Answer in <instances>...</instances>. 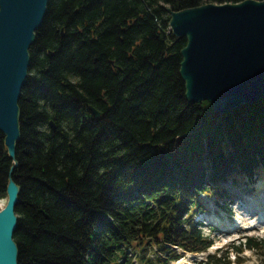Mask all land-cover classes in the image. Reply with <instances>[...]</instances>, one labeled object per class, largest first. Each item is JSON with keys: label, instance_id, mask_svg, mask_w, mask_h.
Instances as JSON below:
<instances>
[{"label": "trees", "instance_id": "16d2710c", "mask_svg": "<svg viewBox=\"0 0 264 264\" xmlns=\"http://www.w3.org/2000/svg\"><path fill=\"white\" fill-rule=\"evenodd\" d=\"M242 1L50 0L29 50L15 160L0 132V202L15 163L21 188L19 264H173L214 246L195 220L206 212L199 198L233 217L223 185L264 168V98L224 116L190 104L187 42L168 33L167 9ZM205 264L231 262L215 254Z\"/></svg>", "mask_w": 264, "mask_h": 264}, {"label": "water", "instance_id": "95a60500", "mask_svg": "<svg viewBox=\"0 0 264 264\" xmlns=\"http://www.w3.org/2000/svg\"><path fill=\"white\" fill-rule=\"evenodd\" d=\"M50 0H0V132L10 158L22 138L20 99L31 65L30 48L45 22ZM169 32L186 39L180 77L190 104L205 101L218 116L264 98V0L206 4L173 11ZM99 119L102 113L90 107ZM51 127L56 129L53 122ZM10 172L7 200L0 205V264H19L14 240L20 186Z\"/></svg>", "mask_w": 264, "mask_h": 264}, {"label": "rangeland", "instance_id": "374dc122", "mask_svg": "<svg viewBox=\"0 0 264 264\" xmlns=\"http://www.w3.org/2000/svg\"><path fill=\"white\" fill-rule=\"evenodd\" d=\"M264 170H256V176L248 179L243 175H234L223 185L227 190V201H220L228 204L233 211V218L227 215L216 206L214 199L206 196L199 198L200 203L206 209V213L195 218L197 222L207 225L203 228L206 235H210L214 241V246L206 254H201V259H197L192 254H183L182 258L174 264H205L208 255H227L231 264H264V250L244 249L241 254H237L234 247L240 246L246 237L256 238L257 241H264ZM241 196L249 200H242ZM247 219L246 222L243 219ZM215 228L212 230L210 227ZM229 227L234 231L229 232ZM264 249V242H263ZM134 255V254H133ZM133 255L130 253L129 256ZM147 256H152L151 250H146ZM134 264H138L135 261Z\"/></svg>", "mask_w": 264, "mask_h": 264}, {"label": "bare ground", "instance_id": "6f19581e", "mask_svg": "<svg viewBox=\"0 0 264 264\" xmlns=\"http://www.w3.org/2000/svg\"><path fill=\"white\" fill-rule=\"evenodd\" d=\"M263 173H264V171H262ZM5 200H2L1 202H0V205H1V208L2 207H4V204H5ZM243 219V221L244 222H246L247 221V219H244V218H242ZM229 232H231V231H234L232 228H230L229 227V230H228ZM193 257H195V258H197V259H201L202 257L199 255V256H193Z\"/></svg>", "mask_w": 264, "mask_h": 264}]
</instances>
